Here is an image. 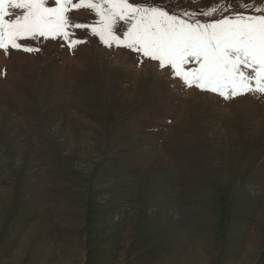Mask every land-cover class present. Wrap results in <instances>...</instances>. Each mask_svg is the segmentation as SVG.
Masks as SVG:
<instances>
[{
    "label": "rangeland",
    "instance_id": "obj_1",
    "mask_svg": "<svg viewBox=\"0 0 264 264\" xmlns=\"http://www.w3.org/2000/svg\"><path fill=\"white\" fill-rule=\"evenodd\" d=\"M75 33L0 49V264H264V94L224 100Z\"/></svg>",
    "mask_w": 264,
    "mask_h": 264
},
{
    "label": "snow or ice",
    "instance_id": "obj_2",
    "mask_svg": "<svg viewBox=\"0 0 264 264\" xmlns=\"http://www.w3.org/2000/svg\"><path fill=\"white\" fill-rule=\"evenodd\" d=\"M241 2L243 9H239ZM260 3L232 0L218 9L220 0H209L211 11L180 9L178 15L140 6L139 0H0V49L38 51L20 43L37 38L60 39L72 48L87 41L77 38L75 30H88L105 46L122 47L156 61L177 84L210 91L224 100L264 94V7ZM80 9L92 10L99 20L73 22L69 11ZM190 14L197 19H189Z\"/></svg>",
    "mask_w": 264,
    "mask_h": 264
},
{
    "label": "bare ground",
    "instance_id": "obj_3",
    "mask_svg": "<svg viewBox=\"0 0 264 264\" xmlns=\"http://www.w3.org/2000/svg\"><path fill=\"white\" fill-rule=\"evenodd\" d=\"M116 54V53H115ZM118 58V57H117ZM122 58H123V56H122ZM115 59V58H114Z\"/></svg>",
    "mask_w": 264,
    "mask_h": 264
}]
</instances>
